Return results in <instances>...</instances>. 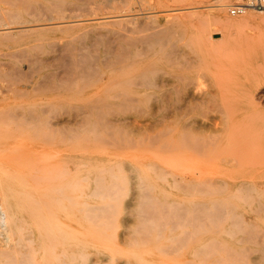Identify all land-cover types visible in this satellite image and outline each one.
<instances>
[{
	"label": "rangeland",
	"instance_id": "374dc122",
	"mask_svg": "<svg viewBox=\"0 0 264 264\" xmlns=\"http://www.w3.org/2000/svg\"><path fill=\"white\" fill-rule=\"evenodd\" d=\"M237 1L229 0L221 9L216 6L220 0H0V28L6 31H0V109L32 110L37 120L39 117L43 123L50 122L48 126H52L54 132L59 127L64 138L68 178L72 180L79 174L88 176L82 181L88 192L95 191V183L90 178L98 171L96 167L104 166L98 168L100 170L114 166L115 172L120 168L129 178L127 190L119 192L124 195L120 200L121 212L106 216L108 220L115 217L109 226L105 225L108 220L103 222L106 218L101 215H94L92 220L78 213L67 216V231L72 234L69 233L67 240L69 264H95L97 259L102 264L109 260H114L115 264H201L208 254L203 256L204 245L211 246L209 242L213 240L219 249L209 251V257L216 254L205 264H264V172L259 169L228 171L220 168V163L207 153L201 158L198 150L195 155L192 153V148L211 142L210 147H214L222 138L230 147L236 137L234 129H240L241 137L247 138L245 145L249 151L246 153L252 151L251 157L257 159L264 157V12L250 8L247 12H252V17L232 15L228 7ZM225 17L234 22L232 27H225V22L221 21ZM140 80L145 87L137 84ZM130 98L134 101H129ZM224 106L230 108H227L232 114H227L230 118ZM97 117L103 121H98ZM186 134L189 141L196 138L194 147L191 148L189 141L186 143ZM181 140L186 143L183 149L177 145ZM256 143L259 146L254 152L252 146ZM180 150L187 151V167L183 163V170ZM252 159L248 163L244 157L243 164H256ZM161 160L167 164L163 165ZM56 162L55 157L50 170H56ZM207 163L210 167L204 166ZM191 184L194 185L190 187ZM144 188H152L149 193L156 200L164 202L166 199L174 206L170 210L177 207L182 210L176 211L187 210L188 218L193 205L202 211L196 210L200 214L195 213L194 218L191 215L192 224L187 214L182 213L180 218L171 216L168 221L170 216L157 214V218L161 216L163 220L162 227L157 223L161 229L154 224L155 214L139 211L143 209L142 195L147 194ZM100 197L95 193L86 201L90 205H101L106 198L102 201ZM215 204L221 206L222 223L219 219L214 222ZM226 211L229 219L223 220ZM201 213L208 214L209 221L206 218V222L199 223L197 216L201 218ZM143 215L147 216L146 220ZM240 215L242 220L238 223ZM141 219H151V225L157 226L159 233L154 226H147L149 221L140 223ZM101 225L104 229L106 226V230L111 226L114 229L103 231ZM145 227L152 229L147 231ZM186 230L190 232L186 233L188 239ZM146 231V235L152 231L149 238ZM138 234L143 235L139 237ZM180 235L185 240H179ZM145 236L149 242L144 240ZM219 242L222 244L218 246ZM181 244H185V248H176V245L182 247ZM159 246H167L162 248L166 253L168 249L174 256L177 254L179 261L172 254L168 257L163 252L166 256L162 255ZM225 248H230L231 254L224 251ZM221 256L222 261L227 258L226 262L220 260ZM198 257L203 260L191 262ZM232 257L239 260L234 262ZM249 257L250 263H245L243 258Z\"/></svg>",
	"mask_w": 264,
	"mask_h": 264
},
{
	"label": "bare ground",
	"instance_id": "6f19581e",
	"mask_svg": "<svg viewBox=\"0 0 264 264\" xmlns=\"http://www.w3.org/2000/svg\"><path fill=\"white\" fill-rule=\"evenodd\" d=\"M219 1V0H218ZM221 2L218 3L216 6H219L221 9H224L228 3L229 0H220ZM235 4V3H234ZM253 9V8H252ZM220 10V9H219ZM261 12H264V8H260L257 9ZM218 12V11H217ZM220 13V11H219ZM244 14L243 16L246 17H252L253 13L252 12H247V10L242 13ZM218 16V15H217ZM260 16V15H259ZM230 18V17H229ZM229 18L225 17L223 18L221 21L225 22V27L230 28L233 26V23ZM251 19V18H250ZM219 20V19H218ZM242 20V18H241ZM244 21V20H243ZM251 21V20H250ZM256 21V20H255ZM60 22V21H59ZM63 22V21H61ZM247 22V21H246ZM252 22V21H251ZM254 22V21H253ZM55 23V22H54ZM42 24V23H40ZM35 25V24H34ZM39 25V24H36ZM63 25V24H62ZM224 25V24H223ZM40 28V27H39ZM7 30V29H6ZM0 31H4V28H0ZM10 31V30H9ZM6 32V31H4ZM8 32V30H7ZM84 64V63H83ZM76 68V67H75ZM93 71V70H92ZM94 72V71H93ZM144 73V72H143ZM91 74V72H90ZM145 74V73H144ZM148 78V77H147ZM143 80V79H142ZM141 82L138 81L137 84H139ZM126 83V82H125ZM128 83V82H127ZM143 83V82H142ZM131 84V82H130ZM134 84V82L132 83ZM136 84V85H137ZM141 84V83H140ZM139 84V85H140ZM148 84V83H147ZM146 84V85H147ZM154 84V83H153ZM152 84V85H153ZM118 85V84H117ZM135 85V84H134ZM138 86V85H137ZM140 86L145 87L144 84H141ZM151 86V84H150ZM117 87V86H116ZM179 88V87H178ZM202 88V87H201ZM200 89V88H199ZM205 89V88H203ZM202 89V90H203ZM257 94V93H256ZM134 98H130L129 101H131ZM127 100V101H128ZM136 101V100H135ZM137 102V101H136ZM193 103V102H192ZM226 104V101H225ZM223 105V104H222ZM234 105V104H233ZM220 107V105H218ZM218 107V109H219ZM226 108V111L229 114L230 113V108L224 106ZM228 108V109H227ZM223 109V108H222ZM235 109V108H234ZM232 111V110H231ZM219 113V112H218ZM221 114V113H220ZM231 114V113H230ZM232 115V114H231ZM229 115H227L228 117ZM235 116V115H233ZM99 117V116H98ZM97 117V120L99 119ZM103 117V115H102ZM183 117V116H182ZM104 118V117H103ZM106 118V117H105ZM230 118V116L228 117ZM40 118L38 117L37 120V115L35 113H33V111H27V110H16V109H6V110H2L0 109V246L3 248H0V264H69V248H68V242L67 240L69 239V233L67 231V222H66V218H68L67 216L69 215H74V214H79L81 216H90L89 218L87 217V219H94L96 216L101 215L100 217L102 218H106V216L110 217V216H116L121 212V203L120 200L122 199V197L124 196L123 194L120 195L119 192H124L123 190H127L128 188V183H129V178L128 176L122 171V169H119V171L115 172L114 171V166H111L110 168H105V169H98V168H103L104 166H100V167H96V170H98L96 173H94V176H89L91 177L90 180L93 181L95 183V191L93 193L88 192L87 190V186H83L82 181L87 180L88 176H81V174H79L78 177L70 180L68 178V174L65 168V161H64V156H65V152L63 149V145H64V138L62 137V135H60L61 129H58V126L61 125H55V127L57 126L58 128L55 129V132L52 130V126H48L50 124L49 123H43V121L39 120ZM87 119V117H86ZM100 118L98 121H103V119ZM221 119V118H220ZM223 119V118H222ZM226 119V118H225ZM84 122V121H83ZM108 122V121H107ZM187 122V121H186ZM217 122V121H216ZM81 123V122H80ZM95 123V122H94ZM93 123V124H94ZM118 123V122H117ZM64 124V123H63ZM106 124V123H104ZM217 124V123H215ZM224 124H225V120H224ZM228 124V122H227ZM232 124V123H231ZM235 124V123H233ZM83 125V124H82ZM95 125V124H94ZM239 125V124H238ZM93 126V125H92ZM114 126V124H113ZM216 126V125H214ZM225 126V125H224ZM230 126V124H229ZM66 127V125H65ZM65 127H62V129H64ZM95 127V126H94ZM102 127V126H101ZM110 127V126H109ZM108 127V128H109ZM186 127V126H185ZM240 127V126H239ZM54 128V127H53ZM61 128V127H60ZM68 128V127H67ZM66 128V129H67ZM96 128V127H95ZM107 128V129H108ZM117 128V127H116ZM190 128V126H189ZM102 129V128H101ZM114 131V128H112ZM186 129V128H185ZM185 129L183 128L182 130L185 131ZM196 129V128H195ZM194 129V130H195ZM242 129V128H241ZM103 130V129H102ZM109 130V129H108ZM200 130V128H199ZM240 130V129H239ZM239 130L234 129L235 132V139H233V133L230 134V136H232V139L234 140L233 143L231 142V146L228 147L226 144V139L222 138L220 141H218L217 139L219 137L216 136L217 139H215L218 142H215L214 147H210L211 143H206L202 146L199 147H194L192 139L189 141V138L187 137L186 134V139L183 135V137L186 140V143H188L187 141H189L192 146L194 148L193 150V154L197 152H200L201 156L198 157H202V156H206L209 155L210 157H212V160H217V162L220 163V168H226L229 170H255V169H259L261 171L264 172V165H262V161L264 159V157H261L259 159L257 158H253V156L251 157V152L250 156L247 155L248 153H246L247 151H249V148L245 145L247 143L246 142V137H241V133L239 132ZM104 131V130H103ZM183 131V132H184ZM244 131V130H243ZM64 132V130H63ZM100 132V131H99ZM98 132V133H99ZM106 132V131H105ZM110 132H112V130H110ZM109 132V134H110ZM189 132V129L188 131ZM223 132V131H222ZM247 133V131H245ZM66 133V132H65ZM253 133V132H252ZM104 134V132H103ZM108 134V133H107ZM164 136V135H163ZM193 136V135H192ZM195 136V135H194ZM202 136V135H201ZM212 135H210L211 137ZM224 136V133H223ZM247 136V135H246ZM182 137V136H181ZM249 137L251 138V136L249 135ZM198 138V137H197ZM212 138H214V136H212ZM201 138H198V140ZM245 139V140H244ZM252 139V138H251ZM206 140V139H205ZM254 140V138L252 139ZM192 141V142H191ZM202 141V140H200ZM232 141V140H231ZM256 142V141H255ZM164 143H166V141H164ZM168 143V142H167ZM185 141L181 140L179 141L180 148H182L183 146H185ZM198 143V142H197ZM196 143V144H197ZM201 143V142H199ZM252 143V142H251ZM249 144V143H248ZM175 145V146H177ZM213 145V144H212ZM59 148L57 150L54 149V147H58ZM188 146V145H187ZM251 146V145H249ZM258 143H256L254 146H252V150H256V147H258ZM61 147V148H60ZM165 147V145H164ZM190 146H188V150ZM178 148V146H177ZM176 149V148H175ZM183 149V148H182ZM168 150V149H167ZM171 150V149H170ZM259 150V149H258ZM261 150V149H260ZM259 150V154L261 155V152ZM185 150H180V159L183 160L184 162L180 164H178V166L180 165L181 169L183 170L184 168L182 167V164L185 163L186 161V154L185 152H187ZM94 152V151H93ZM197 152V153H198ZM257 152V151H254ZM253 152V155H254ZM86 153V152H85ZM96 153V152H95ZM99 153V152H97ZM105 153V152H104ZM203 153H205L203 155ZM93 154V153H92ZM178 154V153H177ZM195 155V154H194ZM189 156V154H188ZM208 156V157H209ZM246 156L248 158H246ZM256 156V155H255ZM57 158V162H56V170L52 171L50 170L53 160L54 158ZM111 157V156H110ZM121 157V156H120ZM125 157V156H123ZM214 157V159H213ZM245 157L246 162H248V160L250 159H255V163L256 164H243V158ZM257 157V156H256ZM133 158V157H131ZM159 159V158H158ZM199 159V158H198ZM211 161V158H209ZM252 159V160H253ZM134 160V159H133ZM160 160V159H159ZM158 160V161H159ZM176 160V159H175ZM178 160V159H177ZM176 160V161H177ZM191 160V158L188 160L187 162H189ZM215 160V161H216ZM167 161V160H166ZM164 160H161V163H163ZM180 162L177 161V163ZM201 162V161H199ZM245 162V163H246ZM160 163V161H159ZM193 163V162H192ZM198 163V162H197ZM202 163V162H201ZM213 163V162H212ZM222 163H224L222 165ZM249 163V162H248ZM167 164L166 163H163ZM204 164V163H203ZM264 164V163H263ZM54 165V163H53ZM184 165V164H183ZM186 165V163H185ZM184 165V167H185ZM194 165V164H193ZM197 165V164H195ZM210 164H205L204 166L206 167H210ZM145 166V165H144ZM148 166V165H147ZM150 166V164H149ZM166 166V165H165ZM189 166V165H188ZM141 167V166H140ZM173 167V166H172ZM187 167V165H186ZM195 167V166H193ZM200 167V166H199ZM189 168V167H188ZM113 169V170H112ZM146 169V168H145ZM150 169V168H149ZM178 169V168H177ZM213 169V166H212ZM112 170V171H111ZM190 170V169H189ZM192 170V169H191ZM195 170V169H194ZM205 170V169H204ZM214 170V169H213ZM218 170V168H217ZM258 170V172H259ZM144 171V170H143ZM147 172V171H146ZM154 172V171H153ZM191 172V171H190ZM195 172V171H194ZM213 172V171H211ZM155 173V172H154ZM169 173V172H168ZM166 173V174H168ZM173 173V172H172ZM203 173V170H202ZM209 173V172H206ZM204 172V174H206ZM215 173V172H214ZM229 173V172H228ZM86 174V173H85ZM158 174V173H157ZM210 174V173H209ZM230 174V173H229ZM162 175V174H161ZM251 175V174H250ZM258 175V174H257ZM216 176V175H215ZM224 176V175H223ZM256 176V175H255ZM259 176V175H258ZM174 177V175H173ZM213 177V176H211ZM230 177V176H228ZM226 178V176H225ZM255 178V177H254ZM257 178V176H256ZM255 178V179H256ZM180 179V178H179ZM183 179V178H182ZM254 179V180H255ZM147 180V179H145ZM174 180V179H172ZM194 180V179H193ZM252 180V179H250ZM180 181V180H179ZM235 181V180H234ZM183 182V181H182ZM177 183V182H175ZM148 184V182H147ZM164 184V183H163ZM174 184V183H173ZM200 184V183H198ZM197 184V185H198ZM202 184V183H201ZM212 183H210L209 185L211 186ZM244 184V183H243ZM152 185V184H151ZM177 185V184H176ZM194 185V184H193ZM192 184L190 185V187L193 186ZM196 185V184H195ZM175 186V185H174ZM204 186V185H203ZM260 186V185H259ZM149 187V186H148ZM154 187V186H152ZM196 186H194L193 188H195ZM224 187V186H223ZM254 187V186H252ZM251 187V189H252ZM261 187V186H260ZM246 188V186H245ZM152 189V188H151ZM149 188V190H151ZM221 189V188H220ZM240 189V188H239ZM241 189H243L241 187ZM255 189V188H254ZM86 190V193H85ZM102 190L104 192H102ZM107 190V191H106ZM116 190V193L114 191ZM118 190H122V191H118ZM145 191H147V194H143L142 195V200H143V206L141 209H139V211H144L145 213H149V214H155V216L158 214L161 215H168L170 217L167 218L168 220H171V216L172 217H178L180 218V216H182L183 214H187V218H188V212L187 210L181 211L182 208L175 206V208L177 210L181 209L180 211H176V209L174 210H170V207L174 208V206H171L170 204H168L166 202V199L163 201H159L156 200L155 198H153L152 195H150L151 193H149V190H146L144 188ZM153 190V189H152ZM213 190V189H212ZM245 190V189H244ZM264 190V189H263ZM72 192V194H70L69 192ZM105 193L100 194L99 193ZM143 191V190H142ZM242 191V190H241ZM88 192V193H87ZM98 192V193H97ZM237 192H239L237 190ZM246 192V191H245ZM253 192V191H252ZM255 192V191H254ZM96 193L97 197L99 195H101V200L103 201L105 198V203L101 204V205H90V203L88 201H86L90 196L94 195ZM143 193V192H142ZM240 193V192H239ZM226 195V194H225ZM211 196V195H210ZM235 197L236 192H235ZM234 196L233 199H234ZM252 196V195H251ZM250 196V197H251ZM96 197V196H94ZM105 197V198H104ZM152 197V198H151ZM171 197V196H170ZM173 197V196H172ZM192 197V196H191ZM239 199H241V196H238ZM245 197V196H244ZM253 197V196H252ZM251 197V198H252ZM195 198V197H193ZM246 198V197H245ZM158 199V198H157ZM226 199V198H225ZM232 199V201H233ZM259 199V197H258ZM141 200V201H142ZM211 200V197H210ZM217 200V199H216ZM227 200V199H226ZM242 200V199H241ZM244 200V199H243ZM246 200V199H245ZM70 201H75V203L73 202V204L70 203ZM191 201V200H190ZM188 202V201H187ZM218 202V201H217ZM248 202V201H247ZM246 202V203H247ZM189 203V202H188ZM174 204V203H173ZM190 204V203H189ZM214 205V203H212ZM237 204V203H236ZM170 205V206H169ZM216 205V204H215ZM206 207V205H204ZM261 206V204H260ZM264 205H262L263 207ZM224 207L225 204H224ZM235 206H233V210ZM188 208V207H187ZM207 208V207H206ZM221 206L216 205L213 207V209H215V212L212 214V211H210V214L212 215H216V220L214 222H221V218H220V213H223L222 210H220ZM250 208V207H249ZM198 207H194V205L189 209V213L190 216L187 219L185 216V218L191 223L192 221L191 218L193 216L199 215L198 212L196 213L195 211L198 210ZM202 208H200L199 210H201ZM227 209V207L225 208V210ZM264 209V207H263ZM212 210V208H211ZM251 210V209H250ZM262 210V209H260ZM137 211V212H139ZM202 211V210H201ZM206 211V209H205ZM186 212V213H185ZM209 213V210L206 211ZM205 212V214H206ZM227 212V211H226ZM255 214L258 212L257 210L254 211ZM260 212V211H259ZM196 213V214H195ZM261 213V212H260ZM141 213L139 212V215ZM95 215V217H93ZM104 215V217H103ZM192 215V216H191ZM201 215L203 216V214L201 213ZM212 217V219L215 217ZM242 215V214H241ZM237 216L238 218L241 217ZM258 215V213H257ZM141 216V215H140ZM139 216V217H140ZM145 215H143L144 217ZM152 216V215H151ZM150 216V217H151ZM200 218V216H197L198 219H200L199 223H201V220H204L206 222V218L208 216L204 215V216ZM217 216L219 218H217ZM221 216H223V214H221ZM229 214L227 212V216L223 217V220L229 219ZM233 216H236L235 214H233ZM142 217V219H143ZM147 216H145V220ZM153 217V216H152ZM161 217V216H160ZM157 216L155 217V219L158 220H154L156 221L154 224L157 223H161V227H162V222L163 220ZM183 217V218H184ZM191 217V218H190ZM113 218V217H112ZM109 218V219H112ZM115 218V217H114ZM113 218V219H114ZM149 218V216H148ZM170 218V219H169ZM183 218L182 221H183ZM204 218V219H203ZM231 218V217H230ZM100 221L101 218H98ZM112 219V220H113ZM140 220L142 223L144 222H148L147 226L150 224H153L151 222V219L148 221L145 220ZM154 219V218H153ZM152 219V220H153ZM180 219V220H181ZM190 219V220H189ZM213 219V220H214ZM245 219V218H244ZM108 219L106 218V220H102L107 221ZM112 220H108L107 224L105 223V225L109 226L110 225V221ZM117 220V218H116ZM166 220V217H165ZM164 220V221H165ZM175 222V218L173 219ZM179 220V219H178ZM195 220L197 221V218L195 217ZM232 220V218L230 219ZM238 220V219H237ZM240 221H238V223L241 222L242 217L239 219ZM97 221V220H95ZM101 221L102 225L103 222ZM115 221V219L113 220ZM160 221V222H159ZM162 221V222H161ZM207 221L208 218H207ZM211 221V220H210ZM91 222V221H89ZM173 221H170V223H172L174 225ZM194 222V221H193ZM212 222V223H214ZM226 221H224L225 223ZM232 222V221H231ZM234 222V221H233ZM233 222L231 225H233ZM236 222V221H235ZM93 223H95L93 221ZM98 223V222H97ZM95 223V224H97ZM166 223V221L164 222ZM184 223V222H183ZM208 223V222H207ZM211 223V222H210ZM222 223V222H221ZM243 223V222H242ZM94 224V225H95ZM100 224V222H99ZM116 224V223H115ZM143 224V223H142ZM140 224V225H142ZM168 224V223H166ZM192 224V223H191ZM195 224V223H194ZM209 224V223H208ZM215 224V223H214ZM217 224V223H216ZM101 225V227H103ZM114 227L116 225L112 224ZM139 225V226H140ZM146 225V224H144ZM141 226V227H144ZM149 225V226H150ZM160 224H157V226H159ZM169 225V224H168ZM186 225V224H185ZM199 225V224H198ZM211 225V224H210ZM219 225V224H218ZM243 225V224H241ZM92 226V224L90 225V227ZM106 226L105 229L103 227V231H107L110 227H107L108 229L106 230ZM113 226H111V229H109L108 231H111L113 228ZM137 226V227H139ZM154 226V228H156L155 230L157 231V226L155 227V225H151ZM182 227L184 225H181ZM239 226V225H238ZM248 226V225H247ZM93 227V226H92ZM99 226V228L102 230ZM136 227V230H137ZM140 227V228H141ZM159 226V228H161ZM168 227V226H167ZM173 227V226H171ZM201 227V226H200ZM212 227V226H209ZM216 227V225H215ZM234 227V226H233ZM235 227H237L235 225ZM243 227V226H241ZM97 228V227H96ZM148 228V229H147ZM186 228V227H185ZM218 228V226L216 227ZM215 228V229H216ZM238 228V227H237ZM145 229H147V231L150 229V227H145ZM144 229V230H145ZM152 229V228H151ZM150 229V230H151ZM162 229V228H161ZM164 227L163 230L160 231V233L162 231H164ZM196 229V227H195ZM245 229V228H242ZM98 230V228H97ZM143 229H141L140 231L142 232ZM170 230V229H169ZM184 230V229H183ZM182 230V231H183ZM247 230V229H246ZM138 231V230H137ZM147 231L145 233V235L147 234ZM154 231V230H153ZM187 231V232H186ZM184 231L185 232V237L186 239H188V233H190L188 230ZM251 231V230H250ZM99 232V231H98ZM102 231H100L101 233ZM166 232V231H165ZM172 232V229L171 231ZM181 232V231H180ZM208 232V231H205ZM238 232H241V230L238 229ZM253 232V231H252ZM144 233V231H143ZM151 233V234H150ZM157 233H159V230L157 231ZM187 233V234H186ZM218 233V232H217ZM244 233V232H242ZM96 234V233H95ZM104 235L108 236V233H101ZM113 234V233H112ZM152 235V231H150L148 233V235ZM200 234V233H199ZM225 234V233H224ZM229 234V231L228 233ZM245 234H247L245 232ZM70 235L72 236V234L70 233ZM84 235V234H83ZM81 233V236H83ZM87 235V234H86ZM111 236V233L109 234ZM115 235V234H114ZM143 234L138 236H142ZM148 235H146L148 237ZM187 235V236H186ZM234 235H237V232L234 233ZM116 236V235H115ZM114 236V238H115ZM145 236V237H146ZM159 236V235H158ZM157 236V237H158ZM181 236L179 237V240H182L185 238L181 239ZM85 237V236H84ZM88 237V236H87ZM105 237V236H104ZM145 238L144 240L147 241V239L149 238ZM161 237V235H160ZM170 237V236H169ZM178 237V236H177ZM232 237V236H231ZM249 237V236H248ZM253 237V236H252ZM250 237V238H252ZM256 237V235H255ZM134 238H137L134 237ZM172 238V237H171ZM169 238V239H171ZM254 238V237H253ZM77 239V238H76ZM109 239V238H108ZM159 238H157L158 240ZM168 239V240H169ZM174 239V238H173ZM234 239V237H233ZM71 240V237H70ZM74 240V239H73ZM80 240V239H79ZM115 240V239H114ZM143 240V241H144ZM156 240V241H157ZM176 240V239H175ZM178 240V241H179ZM261 240V239H260ZM77 241V240H76ZM191 242V240H189ZM149 242V241H147ZM152 242V236H151V241ZM158 242V241H157ZM184 242V241H183ZM188 244V241H185ZM213 243L215 242L214 240L212 241ZM211 243V246H209L208 244L204 245V247L206 246V248L203 249V251L205 252L202 254L205 257L206 252H208V254L206 255L205 261H203L201 264H205L207 263L208 259H210V257H212V255H215L216 252L218 251L217 248L219 249V247H217L214 243V245ZM87 243V242H85ZM138 243V242H136ZM141 243V242H140ZM144 243V242H143ZM143 243H141V245H143ZM182 243V242H181ZM185 243V244H186ZM221 242L218 243V246ZM226 243V242H225ZM135 244V243H134ZM147 244V243H146ZM157 244V243H156ZM172 244V243H171ZM170 244V245H171ZM185 244H181L182 247H179L176 245V248L178 247V249L180 248H185ZM186 244V246H187ZM222 244V243H221ZM92 245V244H91ZM139 245V243H138ZM137 245V247H138ZM145 245V244H144ZM143 245V246H144ZM212 245L214 246V248H216V250H214V248H212ZM134 246V245H133ZM156 246V245H155ZM224 246V245H223ZM132 247V245H131ZM163 248L166 249L167 246H162ZM161 246H159L158 248L161 249V254L164 252V254H166L167 256L169 254L173 255V252L170 253L171 251L167 249V252L169 251V253L165 252V249H163ZM189 247V245L187 246ZM202 247V246H201ZM233 247V246H232ZM155 249L157 247H154ZM157 248V249H158ZM220 248L222 249V246H220ZM224 248V247H223ZM148 249V248H147ZM146 249V250H147ZM156 249V250H157ZM163 249V250H162ZM172 249V248H170ZM189 249V248H188ZM206 249H208V251H205ZM213 249V250H212ZM230 249V248H229ZM227 250L225 248L224 251L226 252H230L231 254V250ZM236 249V248H235ZM135 250V249H134ZM145 250V249H144ZM155 250V251H156ZM177 250V249H176ZM86 251V250H85ZM90 251V250H89ZM151 251V250H150ZM180 251V250H179ZM177 251L178 254L182 253L180 251ZM209 251H216L215 254L210 255L209 257ZM222 251V250H220ZM242 251V250H241ZM148 252V250H147ZM145 251V253H147ZM152 252V251H151ZM158 252V251H157ZM41 253V254H40ZM128 253V252H127ZM137 253V252H136ZM153 253V252H152ZM159 253V252H158ZM221 253V252H220ZM227 253V255H229ZM234 253V250H233ZM236 253V252H235ZM243 252H241L240 254H242ZM249 253V252H247ZM115 254V253H114ZM126 254V253H125ZM142 254V253H140ZM139 254V255H140ZM149 255V253H147ZM160 254V253H159ZM158 254V255H159ZM162 254V255H164ZM226 254V253H225ZM238 256L239 252L236 253ZM246 254V251L244 250V254ZM250 254V253H249ZM89 255V254H88ZM138 255V254H137ZM138 255V256H139ZM143 255V254H142ZM164 255V256H166ZM184 255V254H183ZM192 255V254H191ZM226 255V256H227ZM235 255V254H234ZM233 255V256H234ZM94 256V255H93ZM96 256V255H95ZM94 256V257H95ZM125 256V255H124ZM144 256V255H143ZM174 256V255H173ZM231 256V255H230ZM97 257V256H96ZM142 259V256H139ZM169 257V256H168ZM175 258L177 257V261L178 260V256L176 254V256H174ZM83 258V257H82ZM133 258V256H132ZM157 258V257H156ZM236 258V257H235ZM239 258H242L241 255H239ZM134 259V258H133ZM144 259V258H143ZM142 259V260H143ZM173 259V258H172ZM222 259V256L220 258V260ZM227 258L225 257V259H223V261H225ZM233 261L236 262L237 260H239L238 258L234 259V257H232ZM245 263L250 260L247 258H243ZM93 260V259H92ZM98 260V259H97ZM96 260V261H97ZM158 260V259H157ZM171 260V258H170ZM202 261L203 259L198 257V258H193L191 260L192 261ZM229 260V259H228ZM227 260V261H228ZM231 260V259H230ZM229 260V261H230ZM236 260V261H235ZM95 264H102L101 262H96ZM216 261H219L218 259H216ZM222 261V260H221ZM219 261V262H221ZM222 261V262H223ZM228 261V262H229ZM241 261V260H240ZM93 262V261H92ZM125 262V261H124ZM144 262V261H143ZM150 263V261H148ZM147 262V263H148ZM164 262V261H163ZM165 262L167 263V261L165 260ZM189 263V261L187 260L186 263ZM190 262V263H191ZM226 262V261H225ZM224 262V263H225ZM231 262V261H230ZM243 262V260H242ZM183 263V262H182ZM194 263V262H193ZM233 263V262H231ZM250 263V261H249ZM94 264V263H93ZM106 264H115L114 260H109V262H107ZM152 264V263H151ZM163 264V263H162ZM175 264V262L173 263ZM181 264V263H180ZM221 264V263H220ZM223 264V263H222ZM228 264V263H225Z\"/></svg>",
	"mask_w": 264,
	"mask_h": 264
},
{
	"label": "built area",
	"instance_id": "2783aa9c",
	"mask_svg": "<svg viewBox=\"0 0 264 264\" xmlns=\"http://www.w3.org/2000/svg\"><path fill=\"white\" fill-rule=\"evenodd\" d=\"M228 8L232 15H238L244 13L250 8H264V0H238L235 4L230 5Z\"/></svg>",
	"mask_w": 264,
	"mask_h": 264
}]
</instances>
